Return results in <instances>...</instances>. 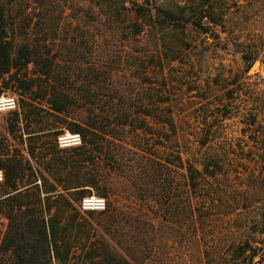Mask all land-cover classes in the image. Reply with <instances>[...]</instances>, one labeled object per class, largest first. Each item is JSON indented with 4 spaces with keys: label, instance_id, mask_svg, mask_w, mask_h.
Here are the masks:
<instances>
[{
    "label": "rangeland",
    "instance_id": "374dc122",
    "mask_svg": "<svg viewBox=\"0 0 264 264\" xmlns=\"http://www.w3.org/2000/svg\"><path fill=\"white\" fill-rule=\"evenodd\" d=\"M119 1L129 13L134 0ZM163 1L165 7L180 4ZM0 5L11 8L4 20L16 46L28 43L47 57L54 55L77 81L85 75L79 70L109 73L108 89L96 94L103 104L94 113L112 127L120 117L126 124L103 136L105 153L93 155L94 164L84 168L108 197L97 189L86 196L104 198L106 207L111 202L125 219L151 231L145 263L235 264L227 247L249 242L257 253L252 263L259 264L264 249V0L233 7L231 23L224 26L207 27L202 20L207 32L184 19L154 28L130 11L129 22L144 25L136 37L107 30L104 10L94 0H0ZM241 10L245 20L238 19ZM241 45L257 59L243 62ZM37 69L30 64L19 76L37 79ZM16 85L10 82L4 92L16 98L20 112L24 106L42 121L31 124L29 130L39 133L30 138L48 134L52 145L57 139L47 128L63 130L62 121L88 114L78 103L69 115H54L44 101H34ZM157 116L170 117L173 128ZM9 123L16 124L15 116L0 114V147L26 157L28 136L20 138L25 124L19 122L12 136ZM149 165L156 170L155 185L143 175ZM7 229L0 211V244Z\"/></svg>",
    "mask_w": 264,
    "mask_h": 264
},
{
    "label": "trees",
    "instance_id": "16d2710c",
    "mask_svg": "<svg viewBox=\"0 0 264 264\" xmlns=\"http://www.w3.org/2000/svg\"><path fill=\"white\" fill-rule=\"evenodd\" d=\"M247 1L180 0V4L165 7L166 1L163 0H134L129 13L131 11L135 17H143L154 28L184 19L207 32L208 29L201 25L202 20H205L207 27L210 24L224 26L231 23L232 8H241ZM94 2L100 10H104L107 19L104 21L108 22L107 30L111 33L120 30L136 37L143 32L142 23L129 22L124 2ZM10 10V7L5 9L0 5V95L13 82L17 84V90L33 94L34 101H44L54 115H69L72 107L78 103L84 106L88 114L69 123L62 121L67 124L63 130L47 128L48 133L54 134L56 139L65 130L80 136L79 146L59 149L57 141L52 145L47 141L48 134L28 136L39 133L29 130L31 124H42L37 119V113L26 112L24 106L21 112L18 106L11 112L16 124H8V133L15 136L19 131L17 124L24 123L20 138L27 135L29 145L25 148L26 157L21 153L19 156L11 154L7 146L0 147V170L3 172L0 211L8 222V229L0 244V264H148L145 262L152 247L147 243V237L151 231L143 223L141 226L138 222L137 225L132 224L131 219H125L109 201L105 210L100 212H82L77 205L92 189L108 197L106 192L99 190L98 180L89 178L84 168L94 164L93 155L102 156L105 153L103 136L126 124L120 117L114 120L116 122L112 127L94 113V108L101 109L102 101L96 94L108 89L109 73L105 70H79L85 75L77 81L73 79L75 72L58 65L54 55L47 57V54L28 43L16 46L14 39L8 35L11 29L4 20L6 12ZM188 15L191 19L185 18ZM192 18L197 21H192ZM238 19L245 20L242 10ZM241 46L243 62L248 64L257 59V53L251 57L248 47ZM30 64L38 68L37 79L22 80L19 74L26 71ZM34 89L37 90L34 92ZM119 107L120 104H117ZM31 116L33 123L29 121ZM155 119L173 128L170 117L157 116ZM94 146L96 149H93ZM143 170L144 177L155 185L158 177L154 167L149 165ZM37 179L41 180L40 185ZM232 249L235 264H253V258L257 256L249 242L231 244L226 251ZM260 257L258 263L264 264V249Z\"/></svg>",
    "mask_w": 264,
    "mask_h": 264
},
{
    "label": "built area",
    "instance_id": "2783aa9c",
    "mask_svg": "<svg viewBox=\"0 0 264 264\" xmlns=\"http://www.w3.org/2000/svg\"><path fill=\"white\" fill-rule=\"evenodd\" d=\"M17 109L16 98L8 93L0 95V114L13 112ZM81 144L78 134L63 133L57 137V145L61 149L76 147ZM3 182V173L0 170V183ZM106 203L104 198L98 196H86L79 202V210L82 212H100L104 211Z\"/></svg>",
    "mask_w": 264,
    "mask_h": 264
},
{
    "label": "water",
    "instance_id": "95a60500",
    "mask_svg": "<svg viewBox=\"0 0 264 264\" xmlns=\"http://www.w3.org/2000/svg\"><path fill=\"white\" fill-rule=\"evenodd\" d=\"M253 71V70H252Z\"/></svg>",
    "mask_w": 264,
    "mask_h": 264
}]
</instances>
